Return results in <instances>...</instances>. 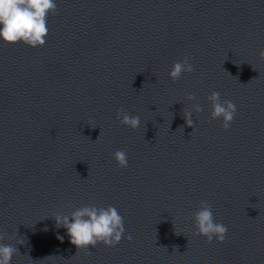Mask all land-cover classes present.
I'll return each mask as SVG.
<instances>
[{"label": "water", "instance_id": "95a60500", "mask_svg": "<svg viewBox=\"0 0 264 264\" xmlns=\"http://www.w3.org/2000/svg\"><path fill=\"white\" fill-rule=\"evenodd\" d=\"M47 27L43 46L0 41L11 264H264V0H57ZM185 56L194 70L173 80ZM213 90L236 105L228 129L210 117ZM201 200L227 225L223 242L195 234ZM86 204L119 209L118 243L77 250L56 227Z\"/></svg>", "mask_w": 264, "mask_h": 264}, {"label": "clouds", "instance_id": "9594fccd", "mask_svg": "<svg viewBox=\"0 0 264 264\" xmlns=\"http://www.w3.org/2000/svg\"><path fill=\"white\" fill-rule=\"evenodd\" d=\"M57 8V0H0V41L5 43H23L30 47L43 46L49 29L47 16L50 11ZM264 58V50L259 53ZM194 65L190 58L175 61L168 73L173 80L178 79L182 73H191ZM220 92L211 91L207 96L210 102V117L220 118L222 127L228 129L236 112V105L229 99L221 100ZM188 99L193 100V94H188ZM202 106L194 103L191 110L183 115L187 125L193 126L192 116L200 113ZM116 117L119 122L130 128L140 126V117L130 115L123 109H117ZM191 134V133H190ZM189 134V135H190ZM113 158L120 167H127L128 157L123 149H117ZM195 234L203 235L208 242L216 240L223 242L228 231L227 225L215 220L212 207L206 200H201L197 209L192 212ZM56 227H63L70 243L77 246V250L88 246L95 247L102 243L105 246H113L118 243L125 233L124 218L119 209L114 205L96 206L86 204L69 213H57L52 216ZM47 227L45 226V229ZM58 239H64V235L57 234ZM131 240V235L124 237ZM2 239V237H0ZM17 253L15 245L0 243V264H11V258Z\"/></svg>", "mask_w": 264, "mask_h": 264}]
</instances>
